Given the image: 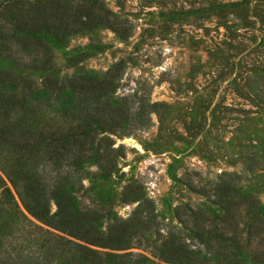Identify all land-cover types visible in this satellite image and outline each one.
Listing matches in <instances>:
<instances>
[{"label":"rangeland","instance_id":"1","mask_svg":"<svg viewBox=\"0 0 264 264\" xmlns=\"http://www.w3.org/2000/svg\"><path fill=\"white\" fill-rule=\"evenodd\" d=\"M96 2L97 21L54 47L55 67L59 74L101 77L123 60L108 99L111 108L121 107L122 125L99 129L112 138L114 163L104 172L95 156L85 161L75 199L82 209L98 208L94 223L107 232L133 215L139 200L123 193L137 185L156 221L131 233L124 248L91 246L176 264L161 260L151 242L175 230L201 255L223 257L229 249H208L176 207L182 216L184 205L191 213L221 212L213 191L227 174L264 203V0ZM23 210L40 234L76 239Z\"/></svg>","mask_w":264,"mask_h":264},{"label":"trees","instance_id":"2","mask_svg":"<svg viewBox=\"0 0 264 264\" xmlns=\"http://www.w3.org/2000/svg\"><path fill=\"white\" fill-rule=\"evenodd\" d=\"M96 1L0 0V264H161L91 246L121 249L131 233L152 227L153 207L137 185L123 193L139 200L133 215L107 232L94 223L98 208L82 209L75 199L85 161L95 156L104 172L114 163L112 138L99 129L121 124V107L111 108L108 99L123 60L101 77L59 74L55 67L54 47L97 21ZM213 192L221 212L191 213L184 205L182 216L179 205L176 215L208 249H229L223 257L201 255L175 230L159 243L152 239L154 252L176 264H264V203L232 174ZM23 209L76 239L40 234Z\"/></svg>","mask_w":264,"mask_h":264}]
</instances>
